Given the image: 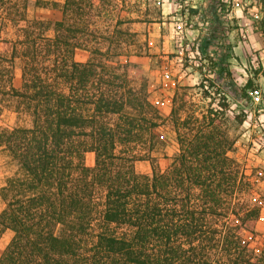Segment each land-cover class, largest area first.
<instances>
[{"label": "trees", "instance_id": "16d2710c", "mask_svg": "<svg viewBox=\"0 0 264 264\" xmlns=\"http://www.w3.org/2000/svg\"><path fill=\"white\" fill-rule=\"evenodd\" d=\"M100 3L116 6L35 0V7L59 9L51 22L27 20L23 0L24 25L15 41H4L10 49L0 54V97L29 125L0 130V149L17 165L0 187V238L12 232L0 264H264L260 179L236 159L246 111L221 90L232 80L227 36L237 30L234 19L233 27L223 25L226 4L186 11L202 25L179 49L182 70L199 82L175 81L167 120L177 151L162 170L154 153L165 119L139 67L113 61L130 36L119 29L127 21L112 24L108 16L102 28ZM0 8V20L16 25L15 1L0 0ZM77 50L88 60L77 62ZM257 92L245 85L236 101L252 102L248 93ZM138 162H148L150 173H137Z\"/></svg>", "mask_w": 264, "mask_h": 264}, {"label": "rangeland", "instance_id": "374dc122", "mask_svg": "<svg viewBox=\"0 0 264 264\" xmlns=\"http://www.w3.org/2000/svg\"><path fill=\"white\" fill-rule=\"evenodd\" d=\"M12 1H15L13 14L18 21L17 24L0 20V54L5 57L9 55L10 45H6L4 41H15L18 30L24 25L19 17L23 0ZM109 1H113L116 6L115 8L106 7L100 3V26L105 27V18L108 16H112L110 17L113 20L112 24L120 18L127 23L121 24L119 29L128 32L130 35L123 38L121 42L123 51L120 56L114 57L113 61L129 62L139 67L138 70L146 78L152 90V99L165 119L164 124L158 130L160 140L154 153L160 169L164 170L169 166L171 158L177 151L175 135L167 120L171 108V98L175 90V81L178 80L180 85L189 84L190 86H195L199 82V76L192 70H182V55L179 49L183 43H192L194 38L199 35L197 28L201 27L202 21L199 17H181V10L184 12L190 8L188 3H183L179 7L178 17L168 20L171 25H166L163 30H160L159 36L154 37L152 33H148L147 28L142 29L133 25L142 19L143 21L148 19L137 18L144 12L140 5L142 0ZM156 1H147L150 3V19H157L158 11L154 4ZM222 3H225L226 9L229 10L228 18L223 20L224 27H233L234 23L231 20L234 19L237 30H233L227 36L233 47L232 57L229 59L232 80L228 84L226 82L222 84L221 90L228 95L233 108L240 105L246 111L247 119L243 126L244 136L238 144L236 159L245 167L247 175L251 174L260 179L257 191L261 199L264 200V106L259 108L256 106L260 103L264 104V0H222ZM37 8L33 2L27 0V20L54 22L61 17L59 9L52 15L46 12L40 15ZM207 8L205 6L204 9L209 10ZM186 23H189V26L186 27ZM46 35L48 37L53 35L52 26ZM104 45L106 48L107 44ZM170 55L175 56L170 57ZM88 58L89 53L85 51L77 50L75 52L77 62H85ZM13 76V86L18 89L21 86V64L19 60H15L13 63ZM248 84L252 87H258L256 94L248 93L252 102H237L236 93L238 89ZM192 93L194 100L199 97L197 91H192ZM0 109V130L29 125L27 118L16 114L14 102L8 101L3 96L0 97ZM85 164L88 167L93 166L94 155L92 153L85 155ZM135 170L139 174H149L150 165L148 162H138L135 164ZM16 171V163L0 149V187ZM3 207L4 203L0 198V212ZM257 231L264 234V212L262 213V220L257 224ZM11 237L12 232L5 231L0 238V255Z\"/></svg>", "mask_w": 264, "mask_h": 264}, {"label": "crops", "instance_id": "0c3cea01", "mask_svg": "<svg viewBox=\"0 0 264 264\" xmlns=\"http://www.w3.org/2000/svg\"><path fill=\"white\" fill-rule=\"evenodd\" d=\"M148 0L141 1V7L144 9V12L140 14L139 19L148 18L147 20L143 19L140 22L133 23L134 26L138 28L148 29V33H152L154 37L159 36L160 30H163L166 25H171L168 23V20L174 19L178 17L179 7L183 5V3H188V7L190 8H199V11L202 10L200 8L208 7L207 9L210 10V4L213 0H157L154 4L157 6V19H150V3L147 2ZM222 1V0H221ZM30 2L35 3V0H30ZM140 3V2H139ZM205 10V9H204ZM56 10H47L37 8V12L41 15L44 12L47 14H54ZM187 11V10H185ZM184 11L183 18H186L187 13ZM208 11V10H205ZM181 16V15H180ZM158 20V21H155ZM151 21V22H146Z\"/></svg>", "mask_w": 264, "mask_h": 264}, {"label": "built area", "instance_id": "2783aa9c", "mask_svg": "<svg viewBox=\"0 0 264 264\" xmlns=\"http://www.w3.org/2000/svg\"><path fill=\"white\" fill-rule=\"evenodd\" d=\"M262 220V219H261Z\"/></svg>", "mask_w": 264, "mask_h": 264}]
</instances>
